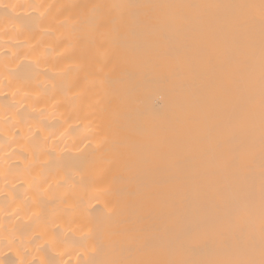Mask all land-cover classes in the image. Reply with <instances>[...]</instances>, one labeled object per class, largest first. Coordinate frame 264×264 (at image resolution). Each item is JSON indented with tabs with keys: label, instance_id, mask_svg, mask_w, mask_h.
Returning a JSON list of instances; mask_svg holds the SVG:
<instances>
[{
	"label": "bare ground",
	"instance_id": "1",
	"mask_svg": "<svg viewBox=\"0 0 264 264\" xmlns=\"http://www.w3.org/2000/svg\"><path fill=\"white\" fill-rule=\"evenodd\" d=\"M0 264H264V0H0Z\"/></svg>",
	"mask_w": 264,
	"mask_h": 264
}]
</instances>
